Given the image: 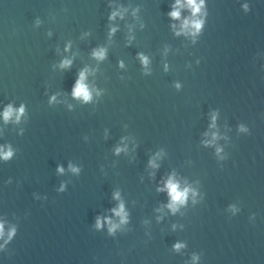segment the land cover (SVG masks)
<instances>
[{
  "label": "water",
  "instance_id": "1",
  "mask_svg": "<svg viewBox=\"0 0 264 264\" xmlns=\"http://www.w3.org/2000/svg\"><path fill=\"white\" fill-rule=\"evenodd\" d=\"M197 3L0 0V264H264V0Z\"/></svg>",
  "mask_w": 264,
  "mask_h": 264
},
{
  "label": "clouds",
  "instance_id": "2",
  "mask_svg": "<svg viewBox=\"0 0 264 264\" xmlns=\"http://www.w3.org/2000/svg\"><path fill=\"white\" fill-rule=\"evenodd\" d=\"M179 2H180V0H177V3H179ZM187 2H188V5L192 8L193 14L199 12L200 4L197 3V0H187ZM200 3L202 4L203 0H200ZM170 15L173 17H179L180 13L178 10H175V11L171 12ZM187 23H188V21H185V25H187ZM192 24L197 30L201 26L199 21H193ZM97 55H103V53L100 52V53H97ZM83 81H84V73L81 72L80 78H79V80H77L76 85L74 87L73 95H75L77 97L82 96L85 100H88L90 98V95H89L87 86L84 84ZM12 111L13 110H12L11 106H9L5 110V112H4L5 120H7L12 115ZM20 112H23V107H21ZM3 155L5 158H7L11 155V152L9 151V152L3 153ZM61 171H62V169H61ZM167 188L169 190V194H170L171 200H172V203L169 206L173 207V209H174V206L177 202H179V203L184 202V199L187 195V189H185L184 191H180L178 188V185L175 182H173L172 179H169V181L167 183ZM113 211L116 212L117 215H120L123 212V205H121L118 210L114 209ZM97 226L98 227L100 226L99 218L97 219ZM2 228H3V226L0 225V233H2ZM177 247H179V245H177Z\"/></svg>",
  "mask_w": 264,
  "mask_h": 264
}]
</instances>
